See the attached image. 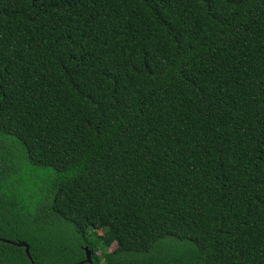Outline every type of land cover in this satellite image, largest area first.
<instances>
[{
  "label": "trees",
  "instance_id": "trees-1",
  "mask_svg": "<svg viewBox=\"0 0 264 264\" xmlns=\"http://www.w3.org/2000/svg\"><path fill=\"white\" fill-rule=\"evenodd\" d=\"M1 240L264 264V0H0Z\"/></svg>",
  "mask_w": 264,
  "mask_h": 264
},
{
  "label": "water",
  "instance_id": "water-1",
  "mask_svg": "<svg viewBox=\"0 0 264 264\" xmlns=\"http://www.w3.org/2000/svg\"><path fill=\"white\" fill-rule=\"evenodd\" d=\"M1 242L9 244V245H13L18 248H23L25 255L29 259L30 263L34 264L29 254V247L26 243L24 242L13 243L7 240H1ZM77 264H91V253L87 249H85V259Z\"/></svg>",
  "mask_w": 264,
  "mask_h": 264
},
{
  "label": "rangeland",
  "instance_id": "rangeland-1",
  "mask_svg": "<svg viewBox=\"0 0 264 264\" xmlns=\"http://www.w3.org/2000/svg\"><path fill=\"white\" fill-rule=\"evenodd\" d=\"M98 233H100V232H98ZM113 248H114V246L111 247V249H113Z\"/></svg>",
  "mask_w": 264,
  "mask_h": 264
}]
</instances>
